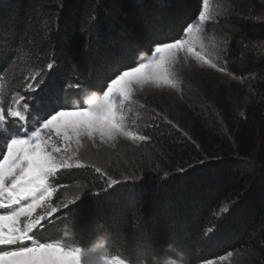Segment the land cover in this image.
Here are the masks:
<instances>
[{"label":"trees","instance_id":"1","mask_svg":"<svg viewBox=\"0 0 264 264\" xmlns=\"http://www.w3.org/2000/svg\"><path fill=\"white\" fill-rule=\"evenodd\" d=\"M222 1L229 15L207 29L240 43L233 62L242 66L230 70L252 78L224 85L218 74L196 72L185 80L213 104L225 136L189 105L150 100L176 128L146 130L142 147L150 149L129 150L131 174L104 171L113 186L90 170L58 175L67 178L63 191H90L59 207L41 239L73 242L126 264L225 256L228 264H264V53L256 57L254 46L264 44V22L254 20L264 7ZM201 8L202 0H0V72L21 57V74L33 78V87H15L27 106L58 89L68 104L88 107L115 72L149 60L153 46L197 19ZM6 139L0 136V145Z\"/></svg>","mask_w":264,"mask_h":264},{"label":"snow or ice","instance_id":"2","mask_svg":"<svg viewBox=\"0 0 264 264\" xmlns=\"http://www.w3.org/2000/svg\"><path fill=\"white\" fill-rule=\"evenodd\" d=\"M203 3L206 5L207 0ZM204 19L205 13L200 11L199 20ZM191 20L174 35L156 43L147 62L134 61L115 72L96 90L98 97L88 107L68 104L58 89L48 90L35 99L31 106V115L36 118L34 127L10 134L0 149V210H4L0 212V264H125L118 257L95 256L82 246L45 241L38 233L58 211L54 198L63 185L57 184L55 178L61 170L82 166L74 156L83 138L94 140L98 135L101 141L119 136L147 139L145 135L129 132L125 124L124 106L136 85L152 82L157 87L162 84L175 87L171 65L180 52L186 51L208 67H216L195 49L191 38H184L195 26ZM48 68L51 70L53 64L49 63ZM19 115L11 109L7 112L8 117ZM65 117L72 119L63 120ZM5 119L0 108V122ZM46 132H54L59 142L49 143ZM61 207H67V202Z\"/></svg>","mask_w":264,"mask_h":264},{"label":"rangeland","instance_id":"3","mask_svg":"<svg viewBox=\"0 0 264 264\" xmlns=\"http://www.w3.org/2000/svg\"><path fill=\"white\" fill-rule=\"evenodd\" d=\"M256 1L264 7V0ZM201 11L205 13V19L203 20V22H201L198 16L197 19H195L193 22L195 26L193 27L191 33L186 34L184 38H191L195 43V49L200 51L205 56V58L208 59L211 64H215L216 67H208L202 61L196 60L194 57H191L186 51L180 52L177 55L174 63L171 65L173 78L176 84L175 87L164 84L157 87L154 83L147 82L143 85L138 84L134 88L130 100L126 101L124 106L125 124L129 132H132L136 135H145L146 130L158 128V126H165L166 128L173 129L176 128V126L167 119L166 114L162 112L159 104H151L149 102L150 100L159 101L162 98H166V100L172 106L189 105L193 107L196 112L198 111L201 115L204 116L205 120H208L211 126H214L213 129L217 130L219 132V135L225 136V132L222 126L223 123L221 120H219L213 104L207 102L202 94L196 91L191 86V84H189L185 80V75L196 72H211L213 74L215 73L218 74L220 83L224 85H229L232 81L244 84V82H246L247 80H251L252 77L248 79H240L235 77L230 70V64H233L232 66L234 67L242 66L240 61H237L236 63L233 62V59L237 57V52L235 51L236 49L234 50V45L238 46L240 43L238 41L230 40L224 36H219L211 33L207 29V25L210 23L220 20H226L227 16L229 15V10L225 2L222 0H207V4L205 5L202 0ZM257 17H255L254 20L257 19L264 22V14ZM243 46L249 48L250 44H246ZM254 46L257 51L260 52L255 54L256 57L257 55H262L264 53V44L259 43L255 44ZM228 47H230V49ZM246 48L243 49L242 52L248 50ZM20 62L21 57L15 58L12 64L7 67L6 70H4L5 72H0V108L4 110L5 117L12 118L13 122H18L17 117H8L7 112L9 111V109L20 113V115L18 116V125L20 126V129L15 126L16 123L13 124L15 126V132L13 133L23 132L26 129H31L30 127L33 128L34 121L36 119L32 115H30L31 117L25 116V114H28V112H30L28 107L23 103V101L26 99L22 96L21 91H18L15 87L21 82L27 81L30 85L33 81V78L31 79L29 74H21L22 70L20 68ZM151 71V69H145V72ZM70 119H72V117L63 118V120ZM1 123L2 122H0V124ZM44 135L48 137L49 143L51 144L59 142V138L56 137L54 132H46ZM8 138L9 137H7V139ZM146 141L147 140H133L126 136H119L114 140H108L107 138H105L103 141H101L98 135L94 140H89L85 137L82 139V146L74 156V158H79L82 166L80 168H76L74 165L71 169L61 170L59 175L63 176L65 174L66 176L67 173H70L71 171L80 170L82 172H87L90 170L94 174L100 175L102 178H104V183H107L106 186L110 184L111 186H113L114 183L111 182L115 180L111 179V177H106L104 175V171L110 169L112 170L111 172H113L115 175H118V177H122L124 179L128 174H131V171L128 170V162L133 161L134 157L129 153V150L132 148L141 149L140 154L146 155L148 150L150 149L142 147ZM4 146V144L0 145V149L4 148ZM72 148H76L74 142L72 143ZM96 168H99L101 171L97 172ZM153 173L160 176L161 178L163 176H166L165 173H162L160 167H155ZM61 176L60 178H58L60 179L58 182L59 185H63V187L59 188L57 198H54V203L58 207V209L64 203L67 202V204H69L72 200H75L78 197H84L90 191H88L86 187H76L67 192L63 191L69 189V187L64 184V182H67V178H65V176L62 178ZM67 196L70 198H68ZM227 205L228 203H225L226 207ZM3 211L4 210H0V212ZM41 211V209H37V212ZM51 220L52 218H50V221ZM44 223L45 228L51 224V222ZM45 228L41 229L40 232ZM39 238L41 239L40 235ZM56 241L64 243L65 246H82L61 239L54 240V242ZM86 250L88 252H94L95 256H102L96 251L88 249ZM229 260L230 256H225L219 258L218 260L207 261L201 264H208V262H210V264H228Z\"/></svg>","mask_w":264,"mask_h":264}]
</instances>
